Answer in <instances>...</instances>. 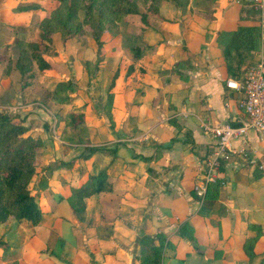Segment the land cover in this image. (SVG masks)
I'll use <instances>...</instances> for the list:
<instances>
[{"label":"rangeland","instance_id":"374dc122","mask_svg":"<svg viewBox=\"0 0 264 264\" xmlns=\"http://www.w3.org/2000/svg\"><path fill=\"white\" fill-rule=\"evenodd\" d=\"M73 1L75 18L69 24L72 31L64 39L50 20L55 13L62 12L60 8L66 0H0V112L10 116L14 123L27 126L25 136L37 137L42 142L36 151L35 174L28 184L42 212L41 221L32 225L9 217L0 224V264H72L76 248L79 250L76 254L78 264H96L91 259V251L80 247L83 236L90 234L88 228L99 236L120 220L118 216L112 219L106 214L108 205H117L129 214L135 211L131 206L137 204L126 191L119 196L114 190L131 187H123L121 182L118 185V176L124 167L130 173L135 172L134 167L140 168L126 162L134 159L139 142L145 144L149 140L139 137L144 132L139 129L144 118L141 120L138 113L148 114L151 110V116L158 118L165 114L162 115L168 116L165 121H175L171 117L174 115L172 103L165 98V74L156 67L158 62L154 55L157 56L158 48L163 51L159 56L165 55L162 48H176V53L179 49L207 48L212 37L210 32L214 31L211 20L217 12V4L210 0H192L188 9L189 0H153L148 5L143 0H133L137 12L121 18L113 15L107 4L101 6L99 13L93 7L92 12L101 25L91 27L83 21L84 12L80 7L83 1ZM247 1L227 0L229 4L222 7L226 13L240 16L250 7ZM27 5L37 8L22 12L20 7ZM257 17L255 15L252 20ZM46 21H50L55 54L45 57L51 68L39 71L29 58L27 44L37 41L39 27ZM184 26L195 35L183 36ZM94 32L98 33L100 48ZM137 52L140 53L139 62L135 59ZM158 73H161L160 78ZM156 77L157 84H154L151 78ZM65 81L72 82L75 89L59 92L67 94L69 100L58 103L53 92L58 83ZM148 84L151 90L145 93ZM144 101L151 104L148 112L143 108ZM177 102L181 104L182 99ZM70 111L84 114L90 145L101 148L87 159L79 157L85 145L61 137L64 118ZM101 172L110 187L77 200L74 189ZM112 178L116 181L111 182ZM107 192L113 195L108 196ZM205 198L206 195L197 198L199 205ZM81 203L80 210L75 212L72 205ZM108 218L112 225L107 223ZM191 232L189 229L185 236L192 235ZM164 236L161 261L167 264L165 259L175 252L176 245L167 239L168 235ZM189 241V246L195 250L194 237ZM170 264H182V261L177 259Z\"/></svg>","mask_w":264,"mask_h":264},{"label":"crops","instance_id":"0c3cea01","mask_svg":"<svg viewBox=\"0 0 264 264\" xmlns=\"http://www.w3.org/2000/svg\"><path fill=\"white\" fill-rule=\"evenodd\" d=\"M187 2L188 9L192 0ZM210 2L217 4V12L211 20L214 31L210 32L212 37L207 48L179 49L177 53L176 48H162L163 56H159L163 51L158 48L157 56L154 55L158 62L156 67L165 74V98L172 103L174 115L171 117L175 121H165L168 118L162 116L165 114L158 118L151 116V110L147 111L151 104L143 102L148 114L138 113L141 120L144 118L139 128L144 132L139 137L149 140L145 144L137 143L134 159L126 162L140 168L134 167L135 172L130 173L124 167L117 181L123 187L131 185L133 191L130 192L131 187L121 188L123 191L113 188L119 196L124 191L133 196L137 204L131 208L135 211L127 214L117 205H108L106 214L120 219L115 221L114 227L106 228L99 236L88 228L90 234L83 236L80 247L91 251V259L96 264H141V237L148 236L156 243L155 236L159 233L168 235L167 239L176 245L175 252L165 259L167 264L177 259L182 264H264V135L249 131L244 144L233 143L236 152L228 161L221 162L217 178L209 185L201 205L192 190L204 174L207 156L215 148L217 140L213 128L225 124L237 127L245 120L239 107L241 95L225 84L227 79L233 78L225 71L222 48L216 37L219 31L254 21L246 18L245 12L240 16L226 13L222 6L229 4L227 0ZM247 2L248 6L251 2L254 6L253 0ZM183 28V36L195 35L187 26ZM263 35L262 32V38ZM177 62H180L179 67H176ZM157 77L151 78L154 84ZM146 89L145 93H150L149 84ZM179 99H182L181 104L177 102ZM117 159L120 160L119 154ZM108 176L111 178L110 174ZM143 182H147L144 187ZM107 195L113 194L107 192ZM110 221L108 218L107 223L112 225ZM184 223L192 228L195 250L185 236L176 235L178 225ZM78 251L74 249L72 264H78Z\"/></svg>","mask_w":264,"mask_h":264},{"label":"trees","instance_id":"16d2710c","mask_svg":"<svg viewBox=\"0 0 264 264\" xmlns=\"http://www.w3.org/2000/svg\"><path fill=\"white\" fill-rule=\"evenodd\" d=\"M81 1H83L80 6L84 12L83 21L86 25H91V27H100L101 25L97 16L94 15L95 12H92L93 7L99 13L101 6L107 4L112 14L117 18L137 12L133 0ZM143 1L148 5L153 0ZM36 8L37 6L27 5L21 6L20 10L25 12ZM74 8V1L66 0L63 8H60L62 12L55 13L50 20L62 33L64 39L68 38L70 31H72L69 28V24L75 18ZM244 12L246 18L251 17V19H254L255 15L258 16L256 20H252L254 21L253 24L237 25L232 30L219 31L216 37L217 44L222 48L225 71L233 79H239L243 75L245 69L256 61L260 48L264 46L259 23V11L251 2L250 7ZM142 18L145 22V17L143 16ZM50 21L42 22L39 27L37 41L27 44L29 58L39 71H46L51 68L45 57H53L55 54L51 45ZM94 37L98 48H100L101 43L98 33L94 32ZM98 53H100V50ZM135 56V59L139 58L140 53L137 52ZM98 60H101L100 56ZM179 66L180 62H177L176 67ZM21 69H23V66H21ZM67 89L74 90L75 85L70 81L57 84L53 97L58 103H65L69 100L67 94L60 95L59 93H64ZM27 131V126L14 123L10 116L0 112V224L4 223L9 217H13L18 222L37 225L42 218V212L28 190V184L35 174L36 151L41 147L42 142L37 137L25 136ZM61 137L65 141L85 145L79 156L83 159H87L101 150L99 147L90 145L84 114L81 112L70 111L66 114ZM106 180L107 178L105 179L103 172L96 176H90L85 184L74 189V196L79 200L83 197L97 194L110 187ZM82 204L78 206L73 204L72 209L78 212ZM249 228L252 230L255 229V226H249ZM189 229L192 230L187 223L182 224L178 236L184 237ZM186 238L193 240L191 234ZM155 241L156 243L154 239L148 236L141 237L139 248L141 264H161L162 247L165 243L164 234H157Z\"/></svg>","mask_w":264,"mask_h":264},{"label":"built area","instance_id":"2783aa9c","mask_svg":"<svg viewBox=\"0 0 264 264\" xmlns=\"http://www.w3.org/2000/svg\"><path fill=\"white\" fill-rule=\"evenodd\" d=\"M253 3L259 11V23L264 33V0H253ZM225 84L240 93L239 107L245 120L237 127L225 124L213 128L212 133L217 142L207 156L203 176L193 186L197 198H203L207 194L209 185L216 180L221 162L228 161L236 152L234 142L240 141L244 144L249 131L264 135V48H260L256 61L245 69L239 79H227Z\"/></svg>","mask_w":264,"mask_h":264}]
</instances>
